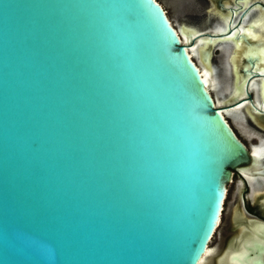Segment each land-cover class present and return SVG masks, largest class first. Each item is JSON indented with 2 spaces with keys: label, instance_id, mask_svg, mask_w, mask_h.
Here are the masks:
<instances>
[{
  "label": "water",
  "instance_id": "water-1",
  "mask_svg": "<svg viewBox=\"0 0 264 264\" xmlns=\"http://www.w3.org/2000/svg\"><path fill=\"white\" fill-rule=\"evenodd\" d=\"M165 12L0 0V264H199L247 154Z\"/></svg>",
  "mask_w": 264,
  "mask_h": 264
},
{
  "label": "bare ground",
  "instance_id": "bare-ground-1",
  "mask_svg": "<svg viewBox=\"0 0 264 264\" xmlns=\"http://www.w3.org/2000/svg\"><path fill=\"white\" fill-rule=\"evenodd\" d=\"M154 1H157V3L161 5V3L158 0H154ZM221 2H223V0L218 1V3L220 4ZM230 3L231 4L233 3L235 6L232 8L230 7L229 10H226L227 8H229V4L225 5L224 8L222 7L221 10H217L215 6L214 7L211 6L210 8H208L209 10L207 11L208 12L210 11L212 14H214L217 17V20L213 25V30L216 32L214 35H205L199 33L195 28L189 27L187 25H180L175 27L172 24L169 17L166 15L165 16L168 19L169 24L172 27V31L175 33L178 41H189L197 36L194 45L189 46L187 44L185 48L189 58L193 61V64L196 66V69L200 74L201 82L204 88L206 89V91H208V93H210L209 92L210 83L212 84L216 80L215 78L216 70L214 69V64L212 62V56H211V52H212L211 49L213 47L212 45L215 44L219 45L218 43H224L223 46L224 70L230 78V83L227 88V92L226 93L222 92L221 96L219 95L220 96L219 101L220 100L226 101L235 97L242 98L244 97L243 95L247 92V89L251 88L255 91V98H256L255 101L250 102L251 105H247L249 101L243 100L244 101L243 103L241 101L240 102L241 104L238 103L232 110L233 112L239 111V113L236 114L239 117L243 116L242 113L246 114V112H249V114L251 112L253 117H257L258 115L262 116V114L257 115L255 112L251 111L250 107H254V104H256L257 106L264 109V8L260 7L259 4L257 5L254 4V1L252 0H230ZM161 7L165 12V8L162 5ZM222 10H225V12H222ZM237 14H239L243 18L242 19L243 23H241V25L236 24L235 27L234 21H235V16ZM216 34H221V35L216 36ZM243 36L246 37L247 42L253 44V46H251L248 49L249 52H246V45L244 43V40H242ZM244 54H247L250 58V61L252 62V66L246 70H243L241 68L242 63L245 62L246 55ZM254 74H256L257 76L250 79L251 75ZM242 107L246 108V110L241 109ZM222 112H224L225 114V111H223L222 108L218 110V113L222 115V118L226 122L227 128L231 132L232 127L229 121L226 120ZM232 132H233L232 134H234V137L239 139L236 133L234 131ZM239 141L242 142L240 139ZM242 144L246 151L245 144L243 142ZM251 152L253 154V161L257 162L261 160L262 156H264V147L254 146ZM261 162L262 161H260V165ZM254 165H256V163ZM256 170L254 171L256 172ZM222 190H223L222 196L224 197L225 194L224 183L222 186ZM222 200H221V205H222ZM205 251L206 250H204V252L201 254L199 264H202Z\"/></svg>",
  "mask_w": 264,
  "mask_h": 264
},
{
  "label": "flooded vegetation",
  "instance_id": "flooded-vegetation-1",
  "mask_svg": "<svg viewBox=\"0 0 264 264\" xmlns=\"http://www.w3.org/2000/svg\"><path fill=\"white\" fill-rule=\"evenodd\" d=\"M256 130L263 135L254 137L251 146L238 137L247 156L227 166L225 194L202 264H264V156L256 162L251 152L264 147V129Z\"/></svg>",
  "mask_w": 264,
  "mask_h": 264
},
{
  "label": "rangeland",
  "instance_id": "rangeland-1",
  "mask_svg": "<svg viewBox=\"0 0 264 264\" xmlns=\"http://www.w3.org/2000/svg\"><path fill=\"white\" fill-rule=\"evenodd\" d=\"M161 5L165 8V11L167 12L169 19L171 20L172 24L177 27L180 25H187L189 27L195 28L199 33L210 35L215 34L216 32L213 30V25L217 20V17L212 14L208 8L211 6L217 9L221 10L222 7L229 4V8L226 10H229L230 7H234L235 5L230 3V0H223V2L218 3L219 0H158ZM254 1V4H259L260 7L263 8L262 4L258 2V0H252ZM264 2V0H260ZM226 3V4H225ZM219 5V6H218ZM218 6V7H217ZM222 12H225V10H222ZM210 14V15H209ZM213 18H212V17ZM209 18V19H208ZM215 18V19H214ZM243 18L237 14L235 16V27L236 24L243 23ZM198 25L202 26L199 27ZM234 28V27H233ZM200 34V35H202ZM197 37V36H196ZM196 37L192 38L189 41H183L189 46H193L196 40ZM219 45L215 44L212 45V62L214 64V69L216 70L215 78L216 80L209 86V89L216 100L215 104L217 106H220L223 111H225V115L235 131L236 135L241 137L243 140L246 141L248 145H252L255 143L253 140L254 137H260L263 135L262 131H257L256 128L260 127L264 129V116H257L253 117L252 113L246 112V114L242 113L243 116L239 117L236 114L239 113V111L233 112V108H230L228 106V103L233 102L237 99H240L241 97H235L232 100H226V101H219V97L221 96V93L227 92V88L230 83V78L228 74L224 70V63H223V56H224V43H218ZM214 48V49H213ZM195 59V58H194ZM257 75H251V78L256 77ZM220 95V96H219ZM244 97H247L249 100V103L247 105H251L250 102L255 101V91L253 89H247V92L243 95ZM245 101V100H244ZM242 101V103L244 102ZM241 104V103H240ZM236 106V105H235ZM241 109L246 110V108L242 107ZM251 111H256L253 107H250ZM254 118V119H253ZM260 120V121H259ZM239 137V138H240Z\"/></svg>",
  "mask_w": 264,
  "mask_h": 264
}]
</instances>
